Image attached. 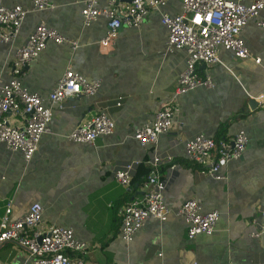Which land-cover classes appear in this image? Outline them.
<instances>
[{"label": "crops", "instance_id": "0c3cea01", "mask_svg": "<svg viewBox=\"0 0 264 264\" xmlns=\"http://www.w3.org/2000/svg\"><path fill=\"white\" fill-rule=\"evenodd\" d=\"M51 1L56 9L30 13L14 44L0 43V91L12 77L16 50L41 22L77 41L79 47L73 50L68 43L50 42L27 67L24 85L47 98L72 67L90 81H101L102 86L94 97L70 99L65 108H55L51 133L42 137L31 162L0 143V219L9 202L12 220L40 203L49 225L71 228L78 241L87 243L89 264H261L264 235H251L264 227V32L257 26L264 20V10L242 33L254 57L262 62L239 60L222 51V64L211 69L201 65L199 75L209 74L215 87L178 97L174 103L180 111L171 131L160 137L157 147H142L134 139L136 131L152 123L173 99L185 68V51L166 54L168 31L161 23L164 13H181V2L172 0L166 8L151 11L139 28L122 27L117 41L104 48L100 41L106 35L107 20L99 18L85 27L81 15L85 0ZM243 1L251 4L255 0ZM15 5L30 8L32 0H0V6ZM107 5L108 0H101V8ZM250 99L259 103L254 110ZM101 112L115 121L114 134L101 136L92 145L68 139L78 126ZM242 131L248 146L239 160L223 169L226 179L222 181L199 175L187 160L184 145L176 143L179 137L189 140L198 135L230 139ZM155 151L172 154L179 165L177 170L160 169L171 214L165 223L148 221L126 243L120 235L118 209L134 196L125 193L114 175L126 163L150 167ZM133 184L135 195L143 194L145 180ZM190 199L201 200L205 212H219L213 235L188 238L187 226L176 213ZM13 249L12 245L0 248L1 260H24L22 250Z\"/></svg>", "mask_w": 264, "mask_h": 264}, {"label": "built area", "instance_id": "2783aa9c", "mask_svg": "<svg viewBox=\"0 0 264 264\" xmlns=\"http://www.w3.org/2000/svg\"><path fill=\"white\" fill-rule=\"evenodd\" d=\"M171 1L108 0V7L101 8V0H85L81 11L83 25L89 27L99 18H105L107 31L100 45L109 48L117 41L122 27H141L151 11L162 10ZM179 1L181 13H164L161 23L168 31L166 54L185 51V68L178 78L173 99L163 105L152 123L136 131L134 139L142 147H157L160 137L171 131L180 111L174 103L178 97L196 89L212 90L215 87L209 74L205 77L199 75L198 68L201 65L211 69L214 65L222 64V51L233 53L239 60L252 58L258 65L262 62L260 57H254L242 33L250 21L259 18L264 10V0H255L251 4H245L243 0ZM55 9L56 5L51 0H32L30 8L21 5L0 6V43L14 44L30 13ZM257 26L264 32V20H259ZM50 42L58 45L68 43L73 50L79 47L77 41H70L58 30L41 22L29 35L26 44L16 50L12 77L0 91V143L9 151L20 153L26 163L31 162L39 151L42 137L51 133L55 108H65L66 101L70 99L94 97L102 86L101 81H90L69 67L47 98L31 92L23 83L25 71L35 63ZM117 106H121V102ZM115 128V121L107 113L101 112L93 120L78 126L68 139L74 143L92 145L101 136L114 134ZM248 142L243 131L230 139L198 135L189 140L183 137L176 140L177 144L184 145L186 158L196 168V172L215 181L226 179L223 169L231 161L242 157ZM149 166L152 172L145 181V190L137 196L133 181L139 164L126 163L114 175L125 193L134 196L118 209L120 235L126 243L132 242L148 221L165 223L171 214L165 200L166 183L160 178V169L169 166L177 170L179 165L172 154L155 151ZM11 214L12 203L9 202L0 219V248L12 245L13 250H24L26 256L18 263L4 262L0 258V264H89L87 243L78 241L71 228L49 225L44 219V207L40 203L31 205L25 215L15 220H12ZM176 215L185 222L190 240L201 234L213 235L220 219L216 210L205 212L199 199L184 202ZM262 235L264 227L261 232L252 233L251 236L259 238ZM261 264H264V260Z\"/></svg>", "mask_w": 264, "mask_h": 264}, {"label": "trees", "instance_id": "16d2710c", "mask_svg": "<svg viewBox=\"0 0 264 264\" xmlns=\"http://www.w3.org/2000/svg\"><path fill=\"white\" fill-rule=\"evenodd\" d=\"M151 168L148 166H145L144 163L141 164L137 170V174L135 177V182L136 183H141V181L147 179V177L149 176V174L151 173Z\"/></svg>", "mask_w": 264, "mask_h": 264}, {"label": "water", "instance_id": "95a60500", "mask_svg": "<svg viewBox=\"0 0 264 264\" xmlns=\"http://www.w3.org/2000/svg\"><path fill=\"white\" fill-rule=\"evenodd\" d=\"M249 105H250V108L252 110H254V108L258 107L259 106V103L257 101H255V99H250L249 101Z\"/></svg>", "mask_w": 264, "mask_h": 264}, {"label": "rangeland", "instance_id": "374dc122", "mask_svg": "<svg viewBox=\"0 0 264 264\" xmlns=\"http://www.w3.org/2000/svg\"><path fill=\"white\" fill-rule=\"evenodd\" d=\"M10 248H12V247H10ZM21 252V256L22 257H25L26 256V252L24 251V250H22V251H20Z\"/></svg>", "mask_w": 264, "mask_h": 264}]
</instances>
